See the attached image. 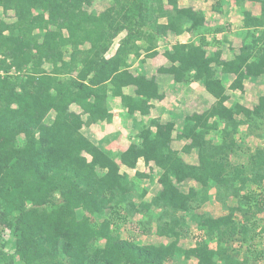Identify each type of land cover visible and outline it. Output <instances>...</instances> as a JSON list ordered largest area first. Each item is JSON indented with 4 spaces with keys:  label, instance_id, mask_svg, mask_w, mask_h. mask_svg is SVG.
Wrapping results in <instances>:
<instances>
[{
    "label": "trees",
    "instance_id": "obj_1",
    "mask_svg": "<svg viewBox=\"0 0 264 264\" xmlns=\"http://www.w3.org/2000/svg\"><path fill=\"white\" fill-rule=\"evenodd\" d=\"M98 1L0 0V227L14 237V252L0 249V263H264V244L255 242L264 240L258 223L264 148L250 155V174L230 160L242 127L259 129L264 122V96L252 108L238 102L228 107L219 77L234 75L228 89L244 91L246 80L264 76V0H234L241 9L258 4L260 13L243 9L246 34L232 60H222L221 51L208 53L204 12L181 8L179 0H107L100 12L93 9ZM222 6L219 0L215 11ZM170 33L199 40L167 48L170 66L159 71L178 84L200 82L216 102L188 116L175 138V123L134 122L137 132L120 159L133 165L143 158L157 169L161 191L146 201V190L140 193L136 180L82 128L108 119L109 95L121 97L130 116L149 115L159 86L155 77L133 72L131 58L155 57L159 39ZM118 38L116 53L107 57ZM129 86L135 98L123 93ZM175 140L186 141L182 150L173 148ZM193 152L197 164L184 159ZM150 171L138 178L153 179ZM188 181L196 186L184 192L178 185ZM213 198L226 214L198 212ZM138 217L142 233L154 225L169 242L141 245L124 238L123 227ZM190 222L201 230L198 237L191 236ZM188 236L195 245L187 248L182 241ZM247 253L252 260L241 258Z\"/></svg>",
    "mask_w": 264,
    "mask_h": 264
},
{
    "label": "crops",
    "instance_id": "obj_2",
    "mask_svg": "<svg viewBox=\"0 0 264 264\" xmlns=\"http://www.w3.org/2000/svg\"><path fill=\"white\" fill-rule=\"evenodd\" d=\"M218 1L219 0H179V7L192 8L194 10L204 12L206 25L209 29L206 34V39L209 42V46H206L208 53L212 54L214 52L221 51L222 60H232L240 53L242 42L246 34V29L243 26L244 16L242 12L243 9L251 12L250 8H247L248 4L251 3L246 2L244 8L241 9L235 5L234 0H221L223 6L220 11L216 12L214 7ZM252 13L254 15H259L260 11ZM238 20L240 22L235 26V23H237ZM214 31H217V33ZM119 39L120 38H118L114 43L108 52L107 57H112L116 53L119 45ZM198 40L199 38L192 36L189 33H183L181 35H174L173 33H170L167 37L159 39V45L156 51L157 55L155 57H148V55L142 56L141 59L145 60L143 64L141 59L134 60L133 57L131 58L133 72L138 71L144 73L148 77H155L159 86L160 98L151 102L152 108L148 116H142L139 112H136L134 116H130L127 108L123 105L121 97L109 95L108 119L89 126L85 125L82 128V133L89 138V140L104 148L110 157L120 165V171L122 173H127L131 178H135L136 176L138 177L139 174L144 175L151 173L150 167L153 168V175L155 178L143 179L146 180L147 184L153 182L157 183L160 187V189H158L151 198L155 197L161 191V185L158 182L156 174L157 169L154 168L153 164L147 166L143 158L137 160V162L133 165L131 163H123L120 158L131 144V138H133L137 132L134 127V122L136 120L140 123L147 124L148 120L158 118L162 123H175L176 130L173 133V137L175 138L188 116H192L194 113L203 114L216 102L215 98L205 90L200 82L178 84L174 82L171 74L161 73L159 71L160 68L170 66V62L163 55V52L167 48H171L176 43H198ZM237 41H240L241 45L236 48ZM219 77L227 88V95H229L230 99L227 101L226 105L230 107L232 104L229 105V101L233 99V95L239 96L241 94V97H243L246 90V83L249 79L245 81L244 91H239L228 89L235 79L234 75L220 73ZM122 91L125 95L135 98V87H125ZM236 102L248 108H252L242 103V99H239V101L237 100ZM72 110L77 113H81V109L77 106H73ZM83 119L86 120V117L83 116ZM185 143L186 141L175 140L173 142V148L180 151ZM185 155H195V158L191 157L194 159L192 160L193 162L189 163L197 164L198 161L196 152ZM185 155L183 156L187 161ZM147 171L149 172L147 173ZM146 192L148 195V186L146 188ZM223 211L226 212L224 209ZM194 231H196V234H200L201 232L198 227Z\"/></svg>",
    "mask_w": 264,
    "mask_h": 264
},
{
    "label": "rangeland",
    "instance_id": "obj_3",
    "mask_svg": "<svg viewBox=\"0 0 264 264\" xmlns=\"http://www.w3.org/2000/svg\"><path fill=\"white\" fill-rule=\"evenodd\" d=\"M108 5H109V1L99 0L94 5L93 9L100 12L104 10ZM247 8L248 9L250 8L251 12L260 11V6L258 4H253V3L248 4ZM9 16L11 17L12 15L10 14ZM0 17H3L2 10H0ZM239 22L240 21L238 20V22L235 23V26L239 24ZM240 45H241V42L237 41L236 48ZM260 96H264V76L259 78L257 81L248 80V82L246 83V90H245L243 97H241V94L239 96L233 95V99L229 101V105L231 104L233 105L234 102H236L237 100L239 101V99H242V103L248 105L249 107H253L255 104H257ZM53 118H54V113L49 114L46 119V123L50 124L53 121ZM259 123H260L259 129H255L254 127L252 129L248 127H242L240 133L236 136L239 147L235 155L231 156L230 158L231 165L236 168H241V167L244 168L246 174H250V161H249L250 155H252L257 148H261V147L264 148V122L263 123L259 122ZM257 133L260 134L262 137H258L256 135ZM214 136H216L215 133L212 134V137ZM191 157L195 158V155L193 156L185 155V158L187 159L188 162H193L192 160L194 159ZM43 167L44 165L42 164L41 168L43 169ZM148 172L149 171H147V173ZM134 179L136 180L137 190L140 193L141 192L143 193V190H146L148 186L149 193L148 195L147 193L145 194L146 201H150L152 199L151 197L157 192L158 189H160L157 183L150 182V184H147L146 180H142L138 178L137 176ZM191 186H196V184L191 181H188L186 183L178 185V187L184 192L188 191V189ZM214 192H215V189L213 188L212 193L214 194ZM229 204L231 206L236 205V201L231 199L229 201ZM198 212L208 213L215 217L221 216L222 214H226V212L223 211L222 206L214 198L210 202H208L204 207H202ZM78 215L79 217H81L82 212L79 211ZM236 218L238 221H241V217L239 215H236ZM258 218L260 219V221H258L259 226H260L259 229L264 228V214L259 213ZM139 219L142 220L141 217L135 218L132 222L133 224L132 226L129 224L123 227L122 230L124 233L123 234L124 238L133 239L134 241H136L138 244H141V245H157L158 246L160 244H167L169 242L167 238H161L156 235L155 233L156 226L154 225L152 226L151 232L147 231V232L142 233L139 230L140 228L137 227V224L135 223ZM190 223H191L190 231H193L191 233V236H193L194 234H196V231L194 230L197 229V226L193 224L192 222ZM255 242H257L258 244L257 246L264 244V240L260 241L259 243L257 240H255ZM182 243L185 247L188 248V247L195 245V240L192 239V237L190 238V236H188L185 240L182 241ZM211 246H215V245L211 244ZM245 248H246V245H245ZM245 248L243 249V252H246ZM0 249H3V251L7 252L8 254H12L14 252V237L12 235V232L10 230L3 229L2 227H0ZM242 257L244 258L247 257V259L249 260L253 259V255L250 253H247L245 256H241V258ZM17 264H20V263L17 262ZM169 264H197V261L195 259H192L186 262L181 258H176ZM256 264H264V263L257 262Z\"/></svg>",
    "mask_w": 264,
    "mask_h": 264
},
{
    "label": "built area",
    "instance_id": "obj_4",
    "mask_svg": "<svg viewBox=\"0 0 264 264\" xmlns=\"http://www.w3.org/2000/svg\"><path fill=\"white\" fill-rule=\"evenodd\" d=\"M1 58V57H0ZM2 74H3V72H1ZM196 237H198L199 236V234L197 233V234H194Z\"/></svg>",
    "mask_w": 264,
    "mask_h": 264
}]
</instances>
